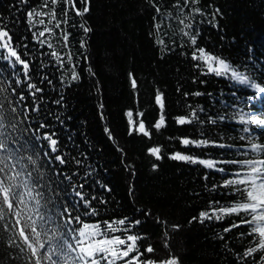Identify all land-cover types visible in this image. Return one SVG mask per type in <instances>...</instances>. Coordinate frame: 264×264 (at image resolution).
Instances as JSON below:
<instances>
[{
    "label": "trees",
    "instance_id": "trees-1",
    "mask_svg": "<svg viewBox=\"0 0 264 264\" xmlns=\"http://www.w3.org/2000/svg\"><path fill=\"white\" fill-rule=\"evenodd\" d=\"M42 3L43 0H28L27 4L0 0V17L10 29L13 44L28 45L31 56L23 58L31 60L33 82L44 89V103L39 113L31 114L28 123L50 125L41 129L40 134L54 131L58 154L67 157L66 164H48V158L37 157L44 164L41 171L49 178L45 190L51 198L49 210L59 213L63 207H69L89 224L103 225L125 217L141 219L146 222L134 228L133 233L148 234L150 240L143 243L151 242L157 249L162 233H171L169 243L180 264H234L231 250L243 251L247 240L242 241L237 234L247 229L241 227L229 233L222 230L237 217L206 220L204 224L189 221L201 210H209L211 201L226 206L237 199L227 194V189L211 187L222 185L236 165H221L228 171L219 172L168 156L181 152L214 161L247 158L238 154L240 146L248 143L241 136L249 135L241 131L239 113L264 118V95L232 81L230 73L218 77L208 72L205 62L194 61L191 56L194 50L204 49L264 86V0H188L187 5L184 0H89V11L82 17L69 6V22L62 23L60 29L54 28L55 21L49 22L50 17H35V27L26 21V12L32 8L39 11ZM153 4L159 6V13ZM55 7L57 18L63 21L65 5ZM82 7L81 0H76V8ZM39 19H45V25H40ZM81 23L91 29L87 34L80 29ZM44 27L53 32L42 38L46 39L45 44H39L32 33ZM185 32L196 37L194 46ZM82 39L86 40L83 49ZM48 43L52 44L51 49ZM17 50L23 56V47ZM52 50L62 57L63 64L49 55ZM198 63L200 67L195 66ZM212 66L217 67L215 61ZM0 68L6 83L11 85L10 70L4 63H0ZM72 73L78 74L79 79L72 81ZM130 73L136 80L135 89L131 87ZM44 75L52 81L51 85L40 83ZM158 91L164 95L167 122V127L159 132L152 127L161 114L155 103ZM61 96L62 105L52 102ZM192 109L197 110L199 120L178 125L176 118L190 116ZM128 111L133 113V121L145 123L151 138L135 131L129 136ZM210 117L217 118V123H209ZM248 126L258 142L264 144V126ZM106 127L113 139L105 133ZM131 127L135 129L136 125ZM32 135L30 129L20 143ZM170 138L216 141L231 147H184L179 139ZM34 142L36 152L48 151L47 141ZM157 146L163 154L159 161L147 152ZM119 149L124 150L123 156ZM153 162L158 165L156 170L152 168ZM127 165L132 169L126 170ZM89 172L91 175L87 176ZM70 174L72 184H86L82 190L86 196L99 198L92 201L98 215H83L79 197L64 178ZM99 184L107 185L111 191L102 190ZM60 223L62 220H56L51 226ZM171 225L181 228L172 232Z\"/></svg>",
    "mask_w": 264,
    "mask_h": 264
},
{
    "label": "snow or ice",
    "instance_id": "snow-or-ice-1",
    "mask_svg": "<svg viewBox=\"0 0 264 264\" xmlns=\"http://www.w3.org/2000/svg\"><path fill=\"white\" fill-rule=\"evenodd\" d=\"M20 3L27 4L28 0H20ZM63 3L65 8L62 15L65 19L60 21L57 18V9L55 5ZM82 9L76 8V0H43L40 10L32 8L26 12V21L35 27V17H50L49 22L55 21L54 28L60 29L61 24H68L69 6L75 11L77 16H84L89 11V0H81ZM188 0H184L187 5ZM51 6V7H50ZM157 13L160 12L158 5L153 4ZM177 7H181L177 3ZM47 9V11H45ZM198 12V10H195ZM40 25H45V19H39ZM185 23V21H181ZM84 34L91 29L85 24L79 25ZM191 27V25H188ZM31 31V29H30ZM53 32L52 28L44 27L43 30L32 33L33 39L39 44H45L46 33ZM189 36L191 44H196V37ZM63 40H68V34L65 33ZM163 43V41H160ZM23 47V56L17 50ZM52 48V44H47ZM80 47H86V40L80 41ZM197 52L199 54H197ZM49 55L55 61L63 64V59L55 50ZM31 56L28 51V45L13 44V38L7 24L0 17V63H4L10 70V76L13 78L11 85L6 83L3 78V68H0V264H180L179 257L172 253L169 243L171 233H162V242L157 249L151 242L148 234L133 233V229L139 227L141 219L120 218L115 221H106L101 223L89 224L82 219L78 213L69 207H63L59 213H53L49 210L48 204L51 200L46 196L45 190L48 189V177L41 171L44 164L38 161L37 157L43 155L48 158L47 163L52 161L58 164H66L67 157L58 154V141L54 139L55 132H43L41 129L50 127L47 123H36L29 125L32 113H39L41 105L44 103V89L33 82V64L30 59L23 58ZM191 59L194 61H203L207 64V71L216 76H224L230 73L229 79L255 89L258 94L264 95V86H260L250 80L249 77L239 73L231 68L225 60L207 54L204 49L193 51ZM215 61L217 67L212 66ZM58 66V65H57ZM200 67L198 63L195 65ZM131 87L136 88V80L129 74ZM72 81L79 79L78 74H71ZM52 81L47 75L41 77L40 83ZM27 92V95L25 94ZM7 93V95H5ZM200 95V93H195ZM10 97V99H9ZM30 99V103L28 102ZM253 97H249L251 100ZM57 105L63 104V97L52 101ZM155 103L160 108L159 119L152 126L157 132L167 127L166 115L164 112V95L157 92ZM103 105H100L102 109ZM200 111H203L202 109ZM128 123L130 126L129 136L134 131L145 137L151 138V132L146 129L142 120L133 121V113L128 111ZM143 116V113H138ZM103 118V114L101 113ZM59 119V117H57ZM220 120L226 117H219ZM199 120L196 109H192L190 116H181L176 118L178 125L191 124ZM209 123L216 124L217 118L210 117ZM203 123V121H201ZM239 123L242 125L241 131L248 133L247 137L241 136V140L247 139L248 143L241 145L238 154L246 159H236L232 161H214L205 160L198 157L174 152L169 154L168 158L174 161H182L190 164L203 165L209 170L226 172L228 171L221 165H236L231 171L229 178L222 185H212L213 190L224 188L228 190L227 194L235 195L237 199L228 205H221L220 201H211L209 210H201L198 216L190 219L189 223L198 222L204 224L205 221H222L224 218L235 216L238 220H233L230 225L222 231L231 232L233 229L245 227L247 230L239 232L238 238L247 240L243 251L232 249L234 255V264H264V144L258 142L253 129L248 125L256 124L264 126V118L256 116H247L246 113H239ZM136 125L135 129L131 126ZM23 125V126H22ZM31 129L33 135L25 138L20 143L21 137ZM20 133V136H17ZM105 133L109 139H113L111 130L105 128ZM47 141L45 147L47 152H36L37 144L34 141ZM179 139V143L188 147H231L230 145L219 144L216 141L209 140H191L189 138H170ZM19 145V147H17ZM29 145L31 151H29ZM23 149V151H21ZM122 156L123 149H119ZM150 156L156 161L163 159L161 147H150L147 149ZM76 163L81 164L80 160ZM153 170L158 165L153 162ZM132 166L127 165L126 170H131ZM62 174V173H61ZM131 174V173H130ZM89 172L87 176H90ZM69 183V187L75 191L79 197V205L84 209L83 215L96 216L97 209L92 201L99 199L96 196H86L82 191L85 183L72 184L73 175L64 177ZM207 178V177H205ZM104 191H111L107 185H98ZM106 202V201H103ZM142 215H151L142 213ZM56 220H62V223L56 227L51 225ZM162 224L163 221H160ZM124 226V227H118ZM180 225H171L172 232L179 231ZM89 230V231H86ZM120 232V235L115 233ZM225 239L224 237H219ZM226 251L229 249L226 247ZM163 252L164 255H160Z\"/></svg>",
    "mask_w": 264,
    "mask_h": 264
}]
</instances>
